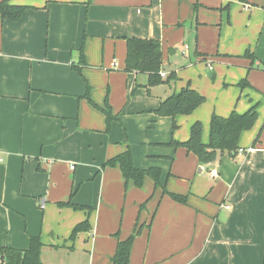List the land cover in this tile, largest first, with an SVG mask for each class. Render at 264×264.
<instances>
[{"label":"crops","instance_id":"0c3cea01","mask_svg":"<svg viewBox=\"0 0 264 264\" xmlns=\"http://www.w3.org/2000/svg\"><path fill=\"white\" fill-rule=\"evenodd\" d=\"M8 4L25 9L0 15V247L39 238L49 264H113L118 241L139 230L129 264H264V0ZM127 38L158 40L163 79L175 80L147 92V75L124 70ZM209 79L216 115L256 106L257 119L243 153L204 165L170 143L200 121L208 143L205 101L173 119L154 110L189 83L206 100L198 81ZM106 99L117 115L108 129ZM128 149L135 168L160 170L158 186H126L119 167H102ZM69 201L84 208L58 206Z\"/></svg>","mask_w":264,"mask_h":264},{"label":"trees","instance_id":"16d2710c","mask_svg":"<svg viewBox=\"0 0 264 264\" xmlns=\"http://www.w3.org/2000/svg\"><path fill=\"white\" fill-rule=\"evenodd\" d=\"M24 9V7L9 5L8 0L0 2V15L2 18L16 19ZM161 69L162 55L158 40L139 38L126 39L124 70L127 73L147 75V92H149V88L151 87L175 80L174 73H171L163 79L161 77ZM88 92L89 87L87 86L85 98L90 101ZM204 101V97L191 89L188 85L178 94H172L164 99L154 110V113L160 117H169L173 119L178 115L183 116L191 114L203 104ZM104 106L105 107L100 110L103 111L108 129L110 124L114 120H117V115L112 114L107 99L105 100ZM256 119V106L251 107L243 114L232 111L227 117L212 114L209 121V141L207 144L201 142L202 127L199 122H195L190 126L189 138L187 141L183 143L172 142L170 145L176 148L186 149L187 152L197 157L199 163L204 165L211 164L219 157L225 156L234 158L239 150L238 140L241 133L250 130L254 126ZM175 128L176 125L173 123L172 129ZM102 167H119L126 186L132 184L135 187H141L145 177L152 178L155 185H159L160 170L157 168H149L146 170L135 168L132 153L129 149L106 161ZM171 197L178 202H185V198L182 196L171 195ZM58 206L70 207L73 209L84 208L72 204L71 201L59 203ZM88 230L89 224L88 221L85 220L74 227L69 239L72 241L79 232ZM137 234H139V230H135L126 240L118 241L112 259L113 264H129L131 246ZM42 253L43 244L40 242L39 238H34L31 240V244L26 250H17L9 246L0 247V260L2 264H45L42 261Z\"/></svg>","mask_w":264,"mask_h":264},{"label":"rangeland","instance_id":"374dc122","mask_svg":"<svg viewBox=\"0 0 264 264\" xmlns=\"http://www.w3.org/2000/svg\"><path fill=\"white\" fill-rule=\"evenodd\" d=\"M193 48H195L194 45L190 49V52H188L192 58L194 57ZM177 55H179V53ZM179 57H180V59H184L183 57H181V55ZM176 61H178L179 63H183V61L181 62L178 59H176ZM209 62H211L212 67L215 68V66L217 64L216 61L213 62V60H211ZM170 66L172 67L173 64H171ZM171 67H169V65H165L164 66L165 70H167L168 72L172 71ZM199 71H200V69L197 68L196 69V72H197L196 76L200 75L198 73ZM203 78L206 79L204 77V75H203ZM198 83H199V86H200L198 88L203 92V95L206 97L205 103L203 104L204 106L200 108L199 113H200V115L205 116V120H209L213 113L216 114V110H217V107H218V105L217 106L215 105V100H214L215 96L213 94V88H215L217 86V84H212V83H214L212 79H209V81H206V80L198 81ZM188 85L191 86V83H189ZM221 86H222L221 90H225L224 88H228V84L227 83H222ZM229 89H227V90H229ZM220 96H221V98L224 97V95H222V93L220 94ZM193 115L196 116L195 114H193ZM196 117H199V116H196ZM199 123L202 124L201 121ZM202 128H203V124H202ZM39 204H40V201H39ZM47 251L48 250H44L43 253H42V261L45 264H49L50 263L49 261L52 260L51 258H49V254H48Z\"/></svg>","mask_w":264,"mask_h":264},{"label":"built area","instance_id":"2783aa9c","mask_svg":"<svg viewBox=\"0 0 264 264\" xmlns=\"http://www.w3.org/2000/svg\"><path fill=\"white\" fill-rule=\"evenodd\" d=\"M114 66V63H111V67H113ZM161 77L162 78H164L165 77V74H163V73H161ZM244 151L243 150H241V149H239L238 150V153H243ZM2 159H1V157H0V161H1ZM74 167L73 166H71V169H73ZM226 210H230V207H228V206H225L224 207Z\"/></svg>","mask_w":264,"mask_h":264}]
</instances>
